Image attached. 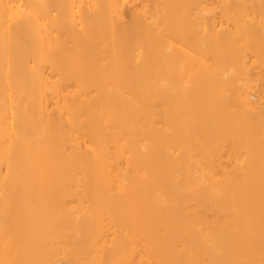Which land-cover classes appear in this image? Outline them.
I'll return each mask as SVG.
<instances>
[{"label": "bare ground", "instance_id": "1", "mask_svg": "<svg viewBox=\"0 0 264 264\" xmlns=\"http://www.w3.org/2000/svg\"><path fill=\"white\" fill-rule=\"evenodd\" d=\"M0 264H264V0H0Z\"/></svg>", "mask_w": 264, "mask_h": 264}]
</instances>
